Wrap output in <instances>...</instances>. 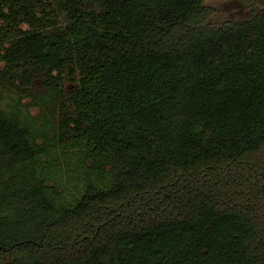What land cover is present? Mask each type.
Wrapping results in <instances>:
<instances>
[{
  "label": "trees",
  "instance_id": "trees-1",
  "mask_svg": "<svg viewBox=\"0 0 264 264\" xmlns=\"http://www.w3.org/2000/svg\"><path fill=\"white\" fill-rule=\"evenodd\" d=\"M239 1L219 22L205 0H0V79L44 74L54 139L113 174L59 201L48 146L0 111V264H264V0Z\"/></svg>",
  "mask_w": 264,
  "mask_h": 264
},
{
  "label": "rangeland",
  "instance_id": "rangeland-1",
  "mask_svg": "<svg viewBox=\"0 0 264 264\" xmlns=\"http://www.w3.org/2000/svg\"><path fill=\"white\" fill-rule=\"evenodd\" d=\"M205 3L215 10L214 21L237 20L247 16L248 9L241 6L239 0H205ZM52 75L59 77L57 89L62 100H65L69 97L71 88L77 83L78 73H74L71 67H67L61 73L55 71ZM44 80L45 75L41 74L34 85L23 87L0 79V111L10 118L19 120L23 125L29 126L36 136L37 143L42 147L48 146L47 152L36 161L35 170L42 178H47L46 184L56 186L59 201L72 203L83 194L89 179L96 185L104 187L112 182L113 174L109 168L103 173L89 172L91 170L87 168L88 163L84 161L81 167L80 148L71 146L72 139H68L69 137L62 128H58L59 121L53 123L56 126V134H58L56 137L58 139H54L55 134L51 127L46 126L48 122L46 116L49 113L43 112L37 104L38 94L36 92L45 86ZM57 117L58 120L59 114ZM49 139L53 141L49 143Z\"/></svg>",
  "mask_w": 264,
  "mask_h": 264
}]
</instances>
